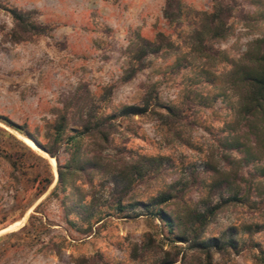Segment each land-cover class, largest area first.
Wrapping results in <instances>:
<instances>
[{
  "label": "rangeland",
  "instance_id": "1",
  "mask_svg": "<svg viewBox=\"0 0 264 264\" xmlns=\"http://www.w3.org/2000/svg\"><path fill=\"white\" fill-rule=\"evenodd\" d=\"M164 1L0 0V117L47 146L60 116L64 134L93 117L104 119L106 134L81 137L82 152L98 163L63 178L64 190L49 195L54 158L0 120V264H264V196L253 187L264 177L250 163H232L219 144L235 104L225 75L231 60L264 36V0H220L230 7L226 34L206 38L200 57L189 51V35L212 0H180L186 13L176 24L163 18ZM10 8L26 12L43 32L14 38ZM157 32L174 49L147 55L145 67L124 80L130 37L151 40ZM152 82L175 118L159 107L116 116L123 105L139 104ZM51 146L65 165L70 147ZM158 156L160 163H143ZM137 164L140 174L127 186L119 172ZM221 171L236 173L229 188L216 182ZM42 179L50 183L37 195ZM165 191L172 196L158 207L186 224L188 212L215 206L196 233L221 239L222 247L171 239L143 207ZM233 194L245 199L230 200ZM76 200L84 206L65 218ZM87 211L93 216L85 220Z\"/></svg>",
  "mask_w": 264,
  "mask_h": 264
},
{
  "label": "trees",
  "instance_id": "2",
  "mask_svg": "<svg viewBox=\"0 0 264 264\" xmlns=\"http://www.w3.org/2000/svg\"><path fill=\"white\" fill-rule=\"evenodd\" d=\"M212 10L210 12L198 13L200 16V26L194 29L190 35L189 51L192 55L206 56L207 50L204 45L206 38H222L226 34L225 18L229 14L230 7L220 0H212ZM10 14L13 29L12 36L19 40L28 35H36L43 32V27L30 22L26 18V12L16 8L7 9ZM186 13V12H185ZM184 10L180 0H165L162 16L170 23H180L184 17ZM20 34V35H15ZM22 36V37H21ZM173 44L168 40L167 36L161 32H157L154 38L149 40L138 33H133L126 48L127 67L123 70V79H130L137 71L145 67V58L149 54H156L163 50H173ZM227 88L231 90L235 97L233 106V118L224 125L226 131L225 136L219 142L223 150L232 154V163H245L253 165L254 174L264 177V36L254 39L248 44V47L236 59L231 60V67L225 75ZM153 107L162 108L165 115L169 118L176 117V109L170 103L160 101L156 92L155 83H150L143 96L140 98L139 104L123 105L116 113V116L138 115L146 111H153ZM156 112V111H154ZM110 115L109 118H112ZM108 117V116H107ZM8 127L13 128L31 139L37 146L42 148L50 157H53L56 163L57 180L55 185L49 192L54 194L59 186L64 190L63 178L69 177L74 172L83 171L85 164L98 163L95 155L87 157L81 149V137L91 134L96 130L103 140H106V134L101 131L104 119L101 117H93V119H85L78 123H72L68 128L70 134H64L66 131V121L64 116H60L54 125L51 126V145L64 143L70 147V156L65 165H60L56 156V151L51 145L41 144L33 135H30L24 126L18 125L13 121L0 117ZM143 163H160L161 157L143 158ZM141 163V162H136ZM138 165V167H137ZM120 170L119 174L127 182V186L131 183L134 176L139 175L140 164ZM13 166V165H12ZM155 166H158L155 164ZM235 172L221 171L218 172L217 184H226V188L230 187V177ZM43 183L39 188L37 195H40L50 183V179H42ZM254 189L264 196V182L257 181ZM170 191L159 193L150 201L143 203L145 212L158 219L167 227V232L171 234V239L176 241H189L195 247L207 250L209 247H222L223 241L216 237L201 239L196 233L202 228L215 210V206L207 207L203 213L190 211L187 215V224L181 218H175L164 208L158 207L159 203H164L171 198ZM69 196L63 195L64 199ZM238 195L233 194L230 200H242ZM92 203V202H90ZM114 207L121 210L119 201L114 202ZM80 200H76L70 207L64 209V216L67 218L71 210H79L83 207ZM87 213V214H86ZM85 213V220L93 216L90 212ZM98 217V216H97ZM67 220V219H66ZM99 219H97L98 221Z\"/></svg>",
  "mask_w": 264,
  "mask_h": 264
},
{
  "label": "water",
  "instance_id": "3",
  "mask_svg": "<svg viewBox=\"0 0 264 264\" xmlns=\"http://www.w3.org/2000/svg\"><path fill=\"white\" fill-rule=\"evenodd\" d=\"M43 151V150H42Z\"/></svg>",
  "mask_w": 264,
  "mask_h": 264
}]
</instances>
